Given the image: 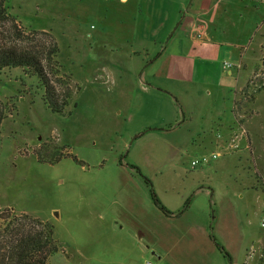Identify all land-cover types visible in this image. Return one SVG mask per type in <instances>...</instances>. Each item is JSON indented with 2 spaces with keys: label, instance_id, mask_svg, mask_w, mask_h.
Here are the masks:
<instances>
[{
  "label": "crops",
  "instance_id": "obj_1",
  "mask_svg": "<svg viewBox=\"0 0 264 264\" xmlns=\"http://www.w3.org/2000/svg\"><path fill=\"white\" fill-rule=\"evenodd\" d=\"M120 2L124 8L131 0ZM134 3L136 15L122 17L120 23L135 26L139 47L122 51L120 58L142 96H130L126 103L151 113L136 125L134 116L128 117L130 136L159 137L172 150L183 144L203 151L244 147L249 168L253 165L258 175L240 177L241 182L255 192L256 201L262 200L258 146L249 133L243 134L237 106L264 45V0ZM218 129L222 137H205L207 130ZM119 153L109 162L100 156H88L90 164L65 157L56 162L57 181L66 186L58 191L63 203L49 215L39 208L28 213L21 206L10 207L54 226L60 250L51 258L58 264H264V238L240 222L236 199L244 195L237 183L217 192L209 178H184L183 173L181 179L155 177L156 192L158 186L164 188L158 198L171 212L166 213L154 203L145 179ZM148 165L174 169L173 175L179 168L177 163ZM181 189L188 193L177 195ZM256 210L264 213L260 204Z\"/></svg>",
  "mask_w": 264,
  "mask_h": 264
},
{
  "label": "rangeland",
  "instance_id": "obj_2",
  "mask_svg": "<svg viewBox=\"0 0 264 264\" xmlns=\"http://www.w3.org/2000/svg\"><path fill=\"white\" fill-rule=\"evenodd\" d=\"M3 8L5 11L1 10ZM124 10L128 11L123 14ZM136 13L134 0L124 8L120 0H0V44L21 49L32 46L46 49L55 42L59 51L54 68L57 65L60 71L54 75L46 60L44 63L53 84L60 91L63 90V82L68 81L74 92L69 112L58 114L45 104L44 91L36 77L24 73L21 68L0 70V109L6 111L0 130V210L19 209L21 206L28 213L39 208L49 215L53 206L63 203L58 191L66 183L57 181L58 167L55 163L38 161L37 151L44 160L53 159L59 152L70 151L87 164L93 162L87 160L88 156H100L109 162L114 153L120 151L119 157L137 167L152 184L155 177L163 179L171 174L181 179L182 173L186 174L184 178L194 176L213 180L217 192L226 191L237 183L236 188H240L239 192L244 195L236 199L242 227L249 225L264 238L261 225L264 213L256 210L259 204L264 207V194L262 200L256 201L255 192L247 190L241 182L249 177L248 174H257L253 165L249 168L250 159H247L244 147L227 151L212 146L203 151L183 144L172 150L159 137L142 135L134 139L130 136L128 117L133 115L136 125L140 118L151 113L148 109L138 112L137 106L126 103V98L142 95L120 55L122 51L139 47V41L135 26L122 25L120 19ZM12 17L21 26V36L13 27ZM263 58L264 45L255 59V68L251 67L254 71L241 90L237 107L240 123L245 126L242 127L243 134L249 133L253 144L258 146V167L264 170ZM222 132L221 129L216 132L207 130L205 137L217 139ZM188 139L187 143H190L193 138ZM212 152H221V155L208 163L192 165L194 160ZM69 160L72 159L65 158V161ZM156 162L177 163V174L173 175L174 169H152L148 165ZM158 188L160 192L154 188L155 192L163 196L164 188ZM185 193H188L187 189L176 192L181 196ZM11 211L16 217L13 221L40 228L32 219L21 217L27 213ZM215 212L219 214L218 205ZM6 224V221L0 222V254H5L12 234V229ZM51 256L47 263L58 264L56 257Z\"/></svg>",
  "mask_w": 264,
  "mask_h": 264
},
{
  "label": "trees",
  "instance_id": "obj_3",
  "mask_svg": "<svg viewBox=\"0 0 264 264\" xmlns=\"http://www.w3.org/2000/svg\"><path fill=\"white\" fill-rule=\"evenodd\" d=\"M5 11V9H1ZM13 27L17 30L18 36H21V26L16 22V19L12 17ZM20 27V28H19ZM58 44L53 42L48 48L39 49L37 47L30 48H18L16 46L1 45L0 44V70L21 68L24 73L36 77L39 85L43 88V100L52 112L58 114H66L69 112V107L73 104V94L68 81L63 82V90L60 91L53 81L51 80L50 71L47 65L50 66V70L55 75L60 71L57 63L56 55L58 54ZM47 61V65L44 63ZM264 63V58L262 59ZM262 90V87L260 88ZM255 99L252 98V101ZM6 117V111L0 109V130L2 122ZM67 148L66 146L63 147ZM62 148V149H63ZM40 162L56 163L62 158L69 157L75 162L84 164L82 160L70 151L59 152L50 160H44L40 152H35ZM137 173H139L146 181L149 187L150 195L156 205H158L164 212L171 213L160 201L157 193L153 188L151 180L138 170L137 167L131 165ZM187 204V202H186ZM6 213V214H5ZM4 214V215H3ZM15 214L10 208L6 210H0V222L6 221L7 227L12 229L11 239L7 242V250L5 254H0V264H48L47 259L50 255L57 253L60 249L57 241L54 238V226L49 221H43L39 218H34L28 214H22L21 217L27 220L35 222L39 229L35 227H28L27 223L21 221H13ZM19 225V226H17Z\"/></svg>",
  "mask_w": 264,
  "mask_h": 264
},
{
  "label": "built area",
  "instance_id": "obj_4",
  "mask_svg": "<svg viewBox=\"0 0 264 264\" xmlns=\"http://www.w3.org/2000/svg\"><path fill=\"white\" fill-rule=\"evenodd\" d=\"M225 65L226 66H228V67H230L231 66V64H229V63H225ZM219 156V154H217V153H212V154H210V155H207V156H203V157H201L200 159H196V160H194L193 162H192V165L193 166H196L198 163H208V162H210L211 160H213V159H216L217 157ZM262 225L264 226V221L262 222ZM144 264H153L151 261H147V262H145ZM245 264H250V263H245Z\"/></svg>",
  "mask_w": 264,
  "mask_h": 264
}]
</instances>
